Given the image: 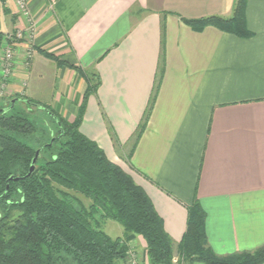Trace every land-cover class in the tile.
I'll use <instances>...</instances> for the list:
<instances>
[{"label":"crops","instance_id":"0c3cea01","mask_svg":"<svg viewBox=\"0 0 264 264\" xmlns=\"http://www.w3.org/2000/svg\"><path fill=\"white\" fill-rule=\"evenodd\" d=\"M235 2L27 0L37 22L33 53L26 62L24 36L0 97L9 104L4 111L17 103L35 111L31 99L73 121L87 81L69 64L96 73L100 83L87 98L79 129L145 190L174 244L196 198L217 254L252 250L264 244V0L246 2L249 37L212 26L194 31L181 21L229 18ZM4 6L0 30L23 29L16 0ZM162 22L163 76L146 127L126 159L155 80ZM120 233V264H127L131 248L151 264L143 238L124 234L123 227Z\"/></svg>","mask_w":264,"mask_h":264},{"label":"trees","instance_id":"16d2710c","mask_svg":"<svg viewBox=\"0 0 264 264\" xmlns=\"http://www.w3.org/2000/svg\"><path fill=\"white\" fill-rule=\"evenodd\" d=\"M0 0V12H8ZM247 0H236L232 16L181 17L194 31L207 26L239 36L252 32L245 20ZM164 22L161 24V51L148 106L131 136L126 159L146 127L164 72ZM0 30V47L4 39ZM57 64V56L42 51ZM87 81L83 101L73 121L58 115L47 105L31 99L35 111L48 115L54 129H42L29 112L4 111L0 104V264H117L123 258L121 237H111L102 222H118L124 234H137L146 243L151 264H262L264 244L252 250L217 254L208 244L206 213L195 198L187 207L186 228L174 244L145 190L129 173L111 161L79 125L88 96L100 83L99 76L74 64ZM1 103V102H0ZM25 110V109H24ZM30 113H33L30 110ZM35 145L20 140L32 137ZM30 137V138H31ZM35 168L28 174L36 150ZM12 177V179H11ZM17 178V179H15ZM72 192L90 200L88 206ZM20 213L13 217V211ZM174 255L178 257L173 263Z\"/></svg>","mask_w":264,"mask_h":264},{"label":"built area","instance_id":"2783aa9c","mask_svg":"<svg viewBox=\"0 0 264 264\" xmlns=\"http://www.w3.org/2000/svg\"><path fill=\"white\" fill-rule=\"evenodd\" d=\"M16 3L21 15L26 20V25L23 29L5 32L4 34V39L0 47V97L6 94L8 82L14 70L15 46L24 36L27 37L29 41V45L25 51L27 62L33 53V40L37 32V22L30 12L27 0H16ZM126 260L127 264H144L133 248L127 251Z\"/></svg>","mask_w":264,"mask_h":264},{"label":"rangeland","instance_id":"374dc122","mask_svg":"<svg viewBox=\"0 0 264 264\" xmlns=\"http://www.w3.org/2000/svg\"><path fill=\"white\" fill-rule=\"evenodd\" d=\"M3 31L5 30L4 28H1ZM5 33V32H4ZM26 51V50H25ZM2 104V103H0ZM21 109H23V107L20 105V103H17V105L15 106V109L14 111H20ZM23 111H26L23 109ZM29 112V116L33 117L35 119V121L38 123V126H40L42 129H54V125L53 123L51 122V120L49 119L48 115L44 114L43 112H40V111H32L33 113H30V111H27ZM31 137V136H30ZM30 137H19L20 140H23V141H26V142H29L31 143L32 145H35V141H34V138H38L40 137V132H37L34 134V136H32L31 138ZM71 193L75 196H77L78 198L81 199V202L88 206L89 203H90V200L85 198L84 196H82L81 194H78V193H75V192H72ZM20 212L15 210L11 213V216L13 217H16ZM102 229L104 231H106L111 237L115 238V237H118V236H122V234L120 233V230H122V226L116 222V221H113V220H105L103 221L102 223ZM177 259L178 257L176 255H174V259H173V263H177ZM127 262V260H126ZM121 263V259H118L117 260V264H120Z\"/></svg>","mask_w":264,"mask_h":264},{"label":"water","instance_id":"95a60500","mask_svg":"<svg viewBox=\"0 0 264 264\" xmlns=\"http://www.w3.org/2000/svg\"><path fill=\"white\" fill-rule=\"evenodd\" d=\"M38 155H39V149H37L36 152H35V155H34V157L32 159V163H31V165L29 167L28 174H31L33 172V170L35 168V162H36V160L38 158ZM11 179H12V177H11ZM15 179H17V178H15Z\"/></svg>","mask_w":264,"mask_h":264}]
</instances>
